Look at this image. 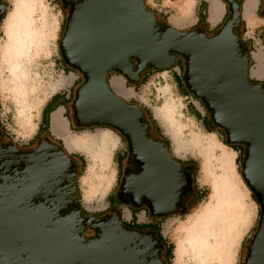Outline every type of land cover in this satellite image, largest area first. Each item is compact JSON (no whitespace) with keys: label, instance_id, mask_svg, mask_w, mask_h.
<instances>
[{"label":"water","instance_id":"obj_1","mask_svg":"<svg viewBox=\"0 0 264 264\" xmlns=\"http://www.w3.org/2000/svg\"><path fill=\"white\" fill-rule=\"evenodd\" d=\"M223 2L228 17L206 34L158 20L144 0H60L67 16L58 48L82 77L70 104L73 126L106 127L124 139L126 162L139 171L123 170L117 198L152 217L184 213L193 179L165 140L149 135L145 110L116 93L108 74L136 84L146 68L165 70L182 58L184 88L203 104L209 126L227 145L243 146L240 175L259 217L241 264H264V83L251 81L239 2ZM5 8L1 3L0 20ZM77 178L65 145L44 137L20 148L0 128V264H166L155 232L126 226L117 208L84 214Z\"/></svg>","mask_w":264,"mask_h":264},{"label":"rangeland","instance_id":"obj_2","mask_svg":"<svg viewBox=\"0 0 264 264\" xmlns=\"http://www.w3.org/2000/svg\"><path fill=\"white\" fill-rule=\"evenodd\" d=\"M13 2L14 0H0V4L3 3L6 6L4 12L5 16L2 20H0V52H2L3 47L5 48L6 45L9 44V39L6 32V18L9 12L13 9ZM262 8L263 2L259 10L260 16V11L262 10ZM66 16L67 11L62 8L60 0H40L33 12L32 27L36 29V31H38L37 37L34 36L32 42L28 41L29 44H27V47L26 49H24L23 53L17 54L15 52L17 56L13 58L16 59L13 60V62H16L17 65L15 69H13V71H10V69H8L6 66V74L10 76L13 81H17V79L21 77L20 81H23V84H25L26 82V84H28V89L31 87L29 94L33 97H30V101L32 102L34 100L38 102V106L35 108H31L32 111L30 109L26 115V117L31 116V127L30 129H28L26 127L27 125H25L24 123V114L19 113L20 107L16 95L11 92H5L4 94L0 93V128L4 133L5 140L12 141L20 148L33 147L40 138L44 137H49L53 141H55V139L60 140L62 142L61 144L66 145L65 140L62 137L53 134L50 126L48 127L50 135H48L47 131L45 130H42L40 132L38 131V126L41 120V112L44 106L52 99L55 94H60L62 96L63 93L67 94L68 92H70V99L67 103L68 111L66 115L68 120L66 126L69 133H95L98 129H107L104 127H92L88 129L76 128L71 122L70 104L75 92V88L82 82V77L72 69V71H68L64 67L65 64L63 65V62L61 61L62 59L60 56L58 44L63 32ZM157 18L160 21L163 19L158 14ZM43 23H45L46 25L42 28ZM199 27L200 26H196L194 28H186L180 30H190ZM248 29L249 28H244L243 30L242 24L238 28V32L240 33L243 42H245V44L248 46L249 51L250 49H252V51L259 50L260 45L255 43L256 41H258L256 39L257 36L254 35V39L252 37H249ZM205 32L206 34H210L208 30H205ZM250 40H252V43H248ZM251 53L252 52L250 51V54ZM183 69L184 61L180 57H177L175 65L167 71H155L150 68H146L141 73V81H139L138 83L131 84L124 79L126 87H128L129 89L135 88L134 93L128 96L120 95L126 101L135 102L139 104L144 110L147 109L149 111L152 118L155 120L156 126L159 128L161 134L165 133L167 134V137L171 136L173 138L172 140L168 141L167 147L171 156L175 158L173 155L177 154L178 159L182 161H180L181 164L189 166L192 170V179L194 182L193 191L188 192L182 198L183 207L186 209V211L184 213L178 212L163 217L162 224L160 226L162 234H164L166 238V243L173 245L171 256L169 258H165L164 254L162 256L166 264H190L187 256H184L180 263L177 259L178 256H174V253L177 252V245L184 234V232L181 230V226L183 223L185 225L186 222L192 220V218L195 217L202 210V208L208 204V202H210V199L212 197V180L205 178L203 172V150L201 149L200 145V141L202 140H204V143L206 142L205 140H211L209 138H202L201 136H199L198 128L201 127V122L196 118H193L195 117L194 110L191 109L190 106H193L194 104L201 110V112L206 113V110L203 104L189 93L187 98L183 96L184 92L182 86H184V83L181 82L183 81L181 80ZM19 73H21L22 76ZM111 73L113 72H110L108 74V79ZM75 76H80L81 78L80 83L76 85H74L73 83L75 80ZM251 81L256 83H264V80L260 82H258V80ZM176 123H178V127H180L177 137L178 143L174 139L175 131L171 130L172 127L176 125ZM163 125L166 126L165 129L163 128ZM218 131L220 139L224 140L222 132L219 129ZM115 133L118 134L117 132ZM149 135L154 139L160 137L154 130V126L152 124L149 129ZM123 146H126V142L124 143V145L123 143H120L117 146L115 144L112 150L110 170L107 172H109V174L113 172V178L107 190L102 196H95L94 198H91L89 200H86L84 198L88 186H83L80 182V178L82 175H86L89 173L88 166L90 163V159L86 154L82 152L68 149L70 154H77L82 156V164L81 162H79V160L76 159L78 166L77 194L83 210L85 211V214L99 216L105 214L110 209L117 208L121 213V219L126 224H131L133 222V219L130 218V212L131 216L135 218L134 222H142L141 217H143L144 212L145 216L143 217V220L145 221H148L151 218H161L150 216L145 207L132 208L131 206H128L122 202H118L116 192L119 186L120 178L122 176L123 170L129 166L126 162L127 153L119 160V153L120 151H122ZM228 151L231 152L234 156V150L229 149ZM213 153L217 156L220 151L214 150ZM236 153L238 154V157L236 158L235 162L233 161V169L236 178L239 181V184L242 186L247 195L246 203L249 205L250 212L249 216L245 218L243 222V227L239 229L236 244L234 245V254L232 256L233 258L228 264L242 263L245 256L246 245L248 244L249 239L252 237V234L255 231L259 217V206L252 199L251 192L241 178L240 166L242 159L240 160L239 151H237ZM118 160L121 162V164L117 168ZM212 162H214L213 165L216 166V161L213 160ZM116 168L117 173H115ZM97 170L98 173H103L101 169ZM193 197L195 198L193 199ZM158 223L161 222L158 221ZM131 228L138 230H150L145 227ZM248 234H250V237L249 239H246V236Z\"/></svg>","mask_w":264,"mask_h":264},{"label":"bare ground","instance_id":"obj_3","mask_svg":"<svg viewBox=\"0 0 264 264\" xmlns=\"http://www.w3.org/2000/svg\"><path fill=\"white\" fill-rule=\"evenodd\" d=\"M39 2L40 0H14L13 9L6 18L7 31H5L9 44L0 52V93L11 92L16 95L20 107L19 113L24 114V123L28 129L31 127V116L26 117V115L31 108L38 106V102L30 101V97H33L29 94L31 87L28 89V84L20 81L21 77L13 81L6 74L5 69L7 66L10 71H13L17 65L13 62L16 59L13 58L23 53L33 37H37L38 31L32 25L33 12ZM45 25L43 23L42 28ZM178 125L176 123L171 129L175 131L174 139L177 143L180 130ZM165 127L163 125L164 129ZM97 136L88 137L85 141V144L95 152L102 140ZM205 141V143L204 140L200 141L203 150V172L205 178L212 180V197L192 220L185 225L182 224L181 230L184 234L174 256H178L179 263L184 256H187L190 264H228L233 258L237 234L243 227L245 218L249 216L250 208L246 203L247 195L234 173L232 153L223 150L216 156L213 153L214 143ZM213 160L216 161L217 167L213 165ZM110 179V174H86L83 182L84 186H88L87 192L92 196H102Z\"/></svg>","mask_w":264,"mask_h":264},{"label":"crops","instance_id":"obj_4","mask_svg":"<svg viewBox=\"0 0 264 264\" xmlns=\"http://www.w3.org/2000/svg\"><path fill=\"white\" fill-rule=\"evenodd\" d=\"M147 7L161 16L162 21L168 22L170 25L177 29H186V28H194L196 26H200L204 30H208L211 34L215 31L222 21L228 16L227 5L223 2V0H144ZM240 4L241 10V20L243 30L244 28H249L248 33L249 37L253 39L257 36V40L255 43L260 45V49L252 52L251 62H250V77L251 80H258V82L264 80V17L259 15V10L262 5L261 0H237ZM173 10V11H172ZM200 13V16H199ZM255 35V36H254ZM248 43H252L250 40ZM251 45V44H250ZM250 48V47H249ZM171 68L165 69L163 71L170 70ZM144 75V74H143ZM142 75V77H143ZM177 75V74H176ZM81 81L80 76H75L74 85L79 84ZM109 82L112 88L119 95H132L134 93L135 88L129 89L126 87L125 80L119 74L113 72L110 74ZM188 93H184L183 96L185 98L188 97ZM70 99V92L62 95V98L59 99L55 104V109L49 113V126L51 131L56 136L62 137L65 140V146L69 150H76L82 152L88 156L90 159V163L88 166V174H109L110 170V161L112 150L116 144V146L124 141L121 136L111 131L110 129H98L95 133H82V134H74L69 133L67 131L66 123L67 120V103ZM47 105V104H46ZM45 105V106H46ZM44 106V107H45ZM191 109L194 110L193 118H196L201 122V127L198 128L199 136L202 138H209L214 143V150H219L220 152L223 150H233L229 146H227L223 139L219 137V131L213 130L208 131V125L206 121L205 112H201V110L193 104L190 106ZM42 113V112H41ZM39 126L42 127V122L40 120ZM38 126V127H39ZM167 133V132H166ZM98 135V136H97ZM162 135L168 140H172L171 136L167 137L165 133ZM97 136L101 140L100 146L97 148V152L91 150L86 144L85 141L88 137ZM127 145L124 147L122 151L119 153V160L121 157L125 156L127 153L126 149ZM237 151L234 150L233 161L235 162L238 157ZM177 153V152H176ZM175 159H178L177 154L173 155ZM118 160L117 168L120 166L121 162ZM181 161V160H179ZM117 168L115 169V173H117ZM97 169H101L103 173H98ZM111 179L109 184L113 178V172L110 173ZM85 175H82L80 178V182L84 186L83 178ZM106 187V190L109 186ZM89 192H85L84 198L89 200L94 198ZM145 216V212L143 217ZM142 222H137L138 224H159V233L162 238L165 240L164 234H162V230L160 228L162 224V220L159 218H151L148 221L143 220ZM130 218L135 221V218L131 216ZM161 222V223H158ZM147 229H150L146 227ZM151 230V229H150ZM246 239H249L250 234L246 236Z\"/></svg>","mask_w":264,"mask_h":264},{"label":"trees","instance_id":"obj_5","mask_svg":"<svg viewBox=\"0 0 264 264\" xmlns=\"http://www.w3.org/2000/svg\"><path fill=\"white\" fill-rule=\"evenodd\" d=\"M4 16H5V13H3L2 14V16H1V20L4 18ZM62 61V60H61ZM63 65H64V63H63ZM64 67L68 70V71H72L69 67H67L66 65H64ZM161 71H163V70H161ZM182 80V79H181ZM182 83H183V81H181ZM183 85V84H182ZM183 87V92L184 93H188L186 90H185V88H184V86H182ZM62 98V96L60 95V94H55L53 97H52V99L47 103V105L43 108V110H42V113H41V122H42V127L41 126H39V132L40 131H47V133H48V135H50V133H49V131H48V127H49V113L51 112V111H53L54 109H55V106H54V104L59 100V99H61ZM145 112H146V114H147V117L149 118V120H150V122H151V124L154 126V130L158 133V135L160 136V137H162L164 140H165V142H166V145H167V147H168V140L161 134V132H160V130H159V128L156 126V123H155V120L152 118V116H151V114L149 113V111L147 110V109H145ZM207 113V112H206ZM205 113V115H206V117H207V114ZM206 121H207V124H209V119H208V117L206 118ZM104 128H106V127H104ZM76 130H78V129H76ZM213 130H217L218 131V129L217 128H214V127H210L209 125H208V131H213ZM55 141L57 142V143H59V144H61L62 142L60 141V140H56L55 139ZM225 143V142H224ZM226 144V143H225ZM227 145V144H226ZM227 146H229L230 148H232L233 150H235V151H239V157H240V160L242 159V155H243V146L242 145H227ZM72 156H74L77 160H79V162H81V164L83 163V160H82V156H80V155H77V154H71ZM182 162V161H181ZM251 196H252V199L254 200V202H256V199H255V197L253 196V194H251ZM195 197H193V199H194ZM257 203V202H256ZM84 214H85V211H84ZM160 220H162L163 219V217H161V218H159ZM124 224H126L125 222H123ZM126 225H128V226H131V227H136V228H146V227H150V229L151 230H153L154 232H155V234H156V236L160 239V241L164 244V246H165V251H164V257L165 258H169L170 256H171V254H172V248H173V245L172 244H167L166 243V241L162 238V236L160 235V233H159V224L157 225V224H155V223H152V224H138V223H136V222H132L131 224H126ZM250 240V239H249Z\"/></svg>","mask_w":264,"mask_h":264},{"label":"flooded vegetation","instance_id":"obj_6","mask_svg":"<svg viewBox=\"0 0 264 264\" xmlns=\"http://www.w3.org/2000/svg\"><path fill=\"white\" fill-rule=\"evenodd\" d=\"M184 166H186V165L184 164ZM128 167H130V169H131L130 172L133 173V174H136L139 171V166L137 164L129 165ZM187 170L190 172V174L192 176L191 168L189 167V168H187ZM192 178H193V176H192ZM122 198L123 199H127L126 196H123ZM117 200H118V202H120V200L118 198H117ZM129 227H131V226H129Z\"/></svg>","mask_w":264,"mask_h":264}]
</instances>
